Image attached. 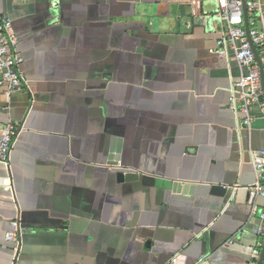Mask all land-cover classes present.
Wrapping results in <instances>:
<instances>
[{"label":"crops","instance_id":"0c3cea01","mask_svg":"<svg viewBox=\"0 0 264 264\" xmlns=\"http://www.w3.org/2000/svg\"><path fill=\"white\" fill-rule=\"evenodd\" d=\"M0 15L25 82L6 95L0 68V141L19 129L0 162V264H248L262 251L251 157L264 116L229 107L247 70L232 48L209 53L217 0H0Z\"/></svg>","mask_w":264,"mask_h":264},{"label":"built area","instance_id":"2783aa9c","mask_svg":"<svg viewBox=\"0 0 264 264\" xmlns=\"http://www.w3.org/2000/svg\"><path fill=\"white\" fill-rule=\"evenodd\" d=\"M218 17L221 22V37L216 47L209 53L224 56L227 48H232L233 57L238 65L247 70L239 80L232 84V97L229 107L236 112L244 113L245 122L250 120L254 108H258L264 116V91L261 87L260 67L257 63L252 46L260 59L264 71V27H258V22L264 20L263 0H217ZM244 10L247 14V34ZM250 38V41L248 40ZM16 37L12 30L11 21L0 15V68L2 69V84L7 85L6 95L20 91L24 85L23 75L20 71L21 59L15 52ZM19 129L8 124L4 127L3 137L0 141V162L7 164L10 150L18 136ZM251 163L256 173V181L251 187L253 197L264 200V150L252 153ZM258 235L264 237V203L258 213ZM16 232L7 235V241H16ZM260 250L254 249L248 264H258ZM264 264V256L261 261Z\"/></svg>","mask_w":264,"mask_h":264},{"label":"water","instance_id":"95a60500","mask_svg":"<svg viewBox=\"0 0 264 264\" xmlns=\"http://www.w3.org/2000/svg\"><path fill=\"white\" fill-rule=\"evenodd\" d=\"M243 1H244V0H243ZM244 21H245L246 32H247V34H248L249 29H248V25H247V14H246V10H244ZM248 40L250 41V38H248ZM252 49H253V51H254V53H255L257 63H258V65H259V67H260L261 85H262V88H263V91H264V71L262 70V67H261V65H260V59H259V57H258V55H257V53H256V50H255V48H254L253 46H252ZM117 152H118V151H117ZM135 176H136V175H133V174H127V175L125 176V178H127V179H133V178H135ZM185 190H187L186 187H185ZM263 256H264V245H263V248H262V251H261V254H260V259H259V261H258V264H261V261H262V259H263Z\"/></svg>","mask_w":264,"mask_h":264}]
</instances>
